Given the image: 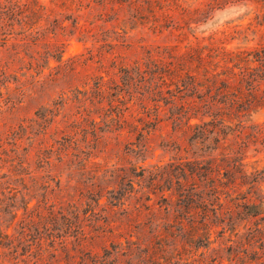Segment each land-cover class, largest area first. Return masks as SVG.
<instances>
[{
    "label": "rangeland",
    "instance_id": "obj_1",
    "mask_svg": "<svg viewBox=\"0 0 264 264\" xmlns=\"http://www.w3.org/2000/svg\"><path fill=\"white\" fill-rule=\"evenodd\" d=\"M26 21L29 31L16 25L6 43L0 35V233L9 236L0 264H91L105 252L136 263L159 234L174 264L183 248L189 262L229 264L230 248L241 251L230 227H214L207 250L180 228L191 219L177 181L191 177L176 168L211 161L221 178L243 165L247 178L225 189L228 207L240 234L259 229L264 240V175L253 183L264 171V108L246 128L216 124L195 139L172 120L170 95L137 76L194 49L264 51V0H119L79 18L44 11ZM259 237L234 264H264Z\"/></svg>",
    "mask_w": 264,
    "mask_h": 264
},
{
    "label": "trees",
    "instance_id": "obj_2",
    "mask_svg": "<svg viewBox=\"0 0 264 264\" xmlns=\"http://www.w3.org/2000/svg\"><path fill=\"white\" fill-rule=\"evenodd\" d=\"M111 1L119 0H49L48 5H44L40 0H0V35L6 43L13 38L16 25H21L23 29H26L25 31H29L31 28L26 27L25 21L32 15H40L44 11L49 12L50 15L58 13L67 20V17L74 15L77 18L83 17L98 5ZM64 23L61 24V29L67 27ZM74 27L82 30L84 25L76 20ZM128 76L131 77L130 71ZM137 76L143 82L148 80L154 86L156 85V89H159L158 94L170 95L169 104L176 103L175 108L177 112L179 111L172 114V120L178 124L185 120L188 130L197 131L195 139L205 135L207 127H217L216 124L222 128H246V123L258 113V109L264 108V96L258 93L264 83V51H223L213 56L210 52L205 54L204 49H194L181 57L170 54L167 61H155L145 70L139 67ZM244 84H247L246 89ZM176 170L184 173L183 177L188 175L191 177L190 181L186 180L184 183L177 181L179 204L184 209V216L191 219L189 227L182 222L180 224L184 236H188L195 243L208 242V245L204 246L207 250L211 244L212 229L217 225H227L231 233L239 238L238 244L241 249V251L233 252L230 248L232 256L227 261L229 264H234V261L237 263L244 261L248 253L246 246L250 247L252 242L260 236L261 231L259 229L251 231V228H248L249 232L246 234L238 232L233 211L228 207L233 199L227 201L232 194L225 193V189L235 190L237 186H240L237 181H244L247 178L243 172V165L236 162L231 169L223 170L222 178L220 169L215 174L212 161L207 165L192 164V168L188 170L179 166ZM166 174L169 173L165 172L164 175ZM260 175H264V171L256 175L253 183H257ZM195 177L202 178L201 181L205 183L197 184ZM224 195L226 200H223ZM242 208L246 216H258L256 212L253 214V210L257 208L256 204L246 203ZM197 217L201 221H197ZM200 230L204 232L200 233ZM156 237L157 240L152 241L147 247H138L136 263L130 261L127 264H174L172 260L176 258L171 260L167 256L166 253L170 254V251L165 248L166 244H163V235L159 234ZM6 238H9L8 234L0 233V247ZM258 242L264 243L263 238L259 237L256 243ZM173 251H177L175 264H225V260L220 257L213 258L209 262L207 260L189 262L190 258H184L186 255L184 248L183 251L176 249ZM204 255L205 252L201 254V257ZM109 257L111 253L105 252L104 259L95 256L91 259V264H117V262L108 261Z\"/></svg>",
    "mask_w": 264,
    "mask_h": 264
}]
</instances>
